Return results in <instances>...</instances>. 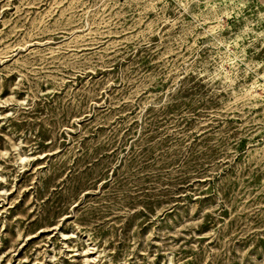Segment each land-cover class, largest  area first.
I'll return each instance as SVG.
<instances>
[{
    "label": "rangeland",
    "instance_id": "obj_1",
    "mask_svg": "<svg viewBox=\"0 0 264 264\" xmlns=\"http://www.w3.org/2000/svg\"><path fill=\"white\" fill-rule=\"evenodd\" d=\"M0 264H264V0H0Z\"/></svg>",
    "mask_w": 264,
    "mask_h": 264
}]
</instances>
